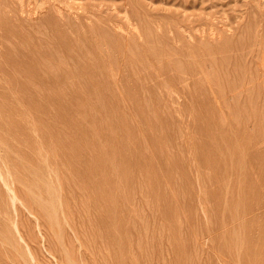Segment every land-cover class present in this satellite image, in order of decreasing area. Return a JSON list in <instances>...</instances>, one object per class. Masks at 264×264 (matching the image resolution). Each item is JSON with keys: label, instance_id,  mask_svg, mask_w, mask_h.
<instances>
[{"label": "rangeland", "instance_id": "1", "mask_svg": "<svg viewBox=\"0 0 264 264\" xmlns=\"http://www.w3.org/2000/svg\"><path fill=\"white\" fill-rule=\"evenodd\" d=\"M52 1L0 0V264H264V0Z\"/></svg>", "mask_w": 264, "mask_h": 264}, {"label": "bare ground", "instance_id": "2", "mask_svg": "<svg viewBox=\"0 0 264 264\" xmlns=\"http://www.w3.org/2000/svg\"><path fill=\"white\" fill-rule=\"evenodd\" d=\"M3 0H1V2H2ZM10 1H12V0H9V2ZM16 1H18L19 2V5H20V8H21V10H20V12H21V14H22V16L24 17L25 15H23V14H25L26 12L29 14V15H27V16H31L32 18H34L35 19V16H36V18H38V16L36 15V14H38V3L39 2H41V0L39 1V0H16ZM39 1V2H38ZM46 1L47 0H42V4H41V6H44V3L43 2H45V4H46ZM49 1H51V0H48V2ZM62 1V3L65 1L66 2V0H61ZM60 1V2H61ZM6 2V1H5ZM5 2H2L3 4H5L6 5V7L8 6L9 7V9H11V10H9V11H12V10H14V8L15 9H17L15 6H13L14 8H10V6L12 7V4L11 5H8V3H5ZM54 2H57V0H53L51 3H49V4H52V5H56V6H54V8L55 7H58L57 6V4L58 3H60L59 1H58V3L56 4V3H54ZM11 3H13V2H11ZM15 3V2H14ZM54 3V4H53ZM48 4V3H47ZM64 4L65 3H63L62 5H63V7L62 8H64ZM1 5V4H0ZM40 5V4H39ZM67 4H65V6H66ZM104 5V4H103ZM18 6V5H17ZM105 6H107V5H105ZM115 6V5H114ZM0 7H3L2 5L0 6ZM59 7H61V5L59 6ZM117 7V6H116ZM4 8V7H3ZM61 8V9H62ZM5 9V8H4ZM3 9V10H4ZM56 10H57V8H55ZM60 8L58 9V10H60V11H62ZM115 9V8H114ZM3 10H1L0 12H4ZM57 10V11H58ZM101 10V9H100ZM7 11H8V9H6V12H5V14H3V15H5V17L6 16H8V15H6V13H7ZM14 11H16V10H14ZM60 11H58V13L60 14L61 12ZM23 12H25V13H23ZM12 13V12H11ZM15 13H17V14H19L20 15V13L18 12V10L15 12ZM15 13H13V18H15V16H16V18L15 19H18L17 17L19 16V15H14ZM26 13V14H27ZM62 13H64L63 11H62ZM61 13V14H62ZM112 14V13H111ZM113 14H116V13H113ZM9 15H11V14H9ZM2 16V15H1ZM12 16V15H11ZM21 16V17H22ZM31 17H25L26 18V20L27 19H29L30 20V18ZM115 17V16H114ZM1 18V17H0ZM11 18V17H10ZM10 18H8V19H10ZM20 18V17H19ZM26 20H22V22L23 21H26ZM5 21V20H4ZM7 21V20H6ZM17 21H20V19H18ZM31 21H32V19H31ZM36 21V20H35ZM9 22H11L10 24H12V21L11 20H9ZM16 22V21H15ZM15 22H13V23H15ZM27 22V21H26ZM19 24V23H18ZM26 24V23H25ZM24 24V22H23V24H22V26H23V28L24 27H26V26H24L25 25ZM30 24V23H29ZM37 24V23H36ZM32 25H33V22H32ZM14 27H17V26H14ZM21 27V26H20ZM2 28V27H1ZM11 28V27H10ZM18 28H19V26H18ZM23 28H20L21 30L23 29ZM27 28H32V26H29V27H27ZM37 28H38V26H37ZM14 29V28H13ZM13 29H10L11 31L13 30ZM18 30V29H17ZM21 30H19V31H21ZM24 30V29H23ZM35 30V29H34ZM0 31H1V29H0ZM3 31V30H2ZM10 31V32H11ZM16 31V30H15ZM26 31H28V29L26 30H24V32L26 33ZM29 31H32V30H29ZM9 32V31H8ZM9 32V33H10ZM13 32V31H12ZM17 32V31H16ZM33 32H35V31H33ZM21 33H22V31H21ZM28 33V35L30 34L31 35V32H27ZM12 36H13V34H11ZM15 36H13V37H16V36H18L16 33L14 34ZM23 35V34H22ZM21 34H20V36H18L17 38L19 39H17L18 41H22V39L21 38H23V36H25V34L22 36ZM36 35V34H35ZM22 36V37H21ZM21 37V38H20ZM1 38H3L2 36H1ZM11 38V37H10ZM37 38V37H36ZM35 38V39H36ZM9 38H7V40L6 39H3V40H5V41H7V42H9V40H8ZM16 39V38H15ZM24 39V41L26 42V40H27V42L24 44V45H26L27 43H29V42H31V41H29V39H30V37L29 38H23ZM2 40V41H3ZM11 40V39H10ZM4 41V42H5ZM11 42H13V41H11ZM22 43V42H21ZM20 43V44H21ZM3 44V43H2ZM1 45V44H0ZM9 45H11V44H9ZM8 45V46H9ZM13 45V44H12ZM15 45V44H14ZM13 45V46H14ZM17 45V44H16ZM16 45H15V47H16ZM5 46V45H4ZM32 46V45H31ZM1 48L3 47V45H1L0 46ZM10 47V46H9ZM18 47V46H17ZM16 47V48H17ZM22 47H24V46H22ZM4 48V47H3ZM6 48V47H5ZM4 48V49H5ZM21 48V47H20ZM24 49H26L27 50V48H25L24 47ZM29 49V48H28ZM20 50V49H19ZM15 51V50H14ZM29 51H31V50H29ZM34 51V50H33ZM32 51V52H33ZM28 52V51H27ZM2 53V52H1ZM2 56V55H1ZM24 56V55H23ZM3 58V57H2ZM1 59V58H0ZM1 164H3V163H1ZM5 166V165H4ZM2 167V166H1ZM3 168V170L5 169V168H7V167H2ZM7 170V169H6ZM1 171V170H0ZM5 171V170H4ZM9 171H7V174H9L8 173ZM6 173V172H5ZM9 177V176H8ZM19 177H17V179H18ZM2 179V178H1ZM4 183H5V185L7 186V190L9 189V192L7 193V195H10L11 196V198L13 199V202L14 201H16V200H19L20 198H19V195H18V193L16 192V190H15V188H14V186H13V184L10 182V181H7V180H5L4 179ZM9 196V197H10ZM1 200V199H0ZM6 200V199H5ZM2 202H3V200H1ZM4 204V203H3ZM3 207V206H2ZM2 207H0V208H2ZM243 232V231H242ZM233 235H235V234H233ZM237 235H241V232H240V234H237ZM245 235V234H244ZM249 235V234H248ZM22 236V235H21ZM231 238V237H230ZM244 238H246V237H244ZM211 239V238H210ZM248 239V238H247ZM250 240V239H249ZM211 242V241H210ZM247 243H249L248 241H246ZM245 241H244V239H243V235H241L240 237H238V240H236V243H235V248H234V252H233V257H234V261H233V263L234 264H245L244 262V260L246 259L245 257H244V255H245V252H247L248 254H250V251L247 249V248H244L243 247V245L246 243ZM253 242V241H252ZM202 244V246L204 245V242L203 243H201ZM256 244V243H255ZM254 244V245H255ZM247 245V244H246ZM245 245V246H246ZM258 245V244H257ZM201 246V248L202 249H204L203 247ZM205 246V245H204ZM248 246V245H247ZM251 246V245H250ZM207 247H211V246H207ZM206 247V248H207ZM217 247V246H216ZM249 247V246H248ZM262 247V246H261ZM251 248V247H250ZM252 249H253V247H252ZM254 249H256V248H254ZM252 250V251H255V250ZM216 250V249H215ZM257 250V249H256ZM262 250V249H261ZM204 251H206V250H204ZM203 251V252H204ZM232 251V250H231ZM264 251V250H263ZM257 252V251H256ZM255 252V253H256ZM223 253V252H222ZM251 253H254V252H251ZM257 253H261V251H259V252H257ZM263 253V252H262ZM203 254H205L206 255V253H203ZM218 254V253H217ZM257 255V254H256ZM263 255V254H262ZM260 256V257H262V259H263V256ZM210 257H211V255H209ZM209 256H207V257H209ZM214 256H216V255H214ZM251 256H252V254H251ZM209 257V258H210ZM217 257V256H216ZM226 256H224V257H222V258H225ZM245 259H244V258ZM259 257V259H261ZM214 258V257H213ZM218 258V257H217ZM228 258H231V257H228ZM255 258V257H254ZM216 259V258H215ZM217 261V260H216ZM224 261H227V259L226 260H224ZM222 259H221V262H222V264H225L226 262H224ZM230 261V260H229ZM253 261V260H252ZM232 262V261H231ZM219 263H220V261H219ZM216 264V263H215ZM227 264H229V263H227ZM231 264V263H230ZM251 264V263H250ZM254 264H260V261L259 260H256V261H254ZM262 264V263H261Z\"/></svg>", "mask_w": 264, "mask_h": 264}]
</instances>
